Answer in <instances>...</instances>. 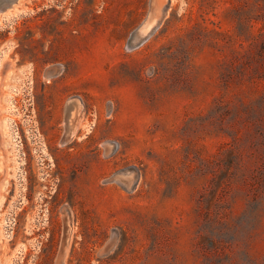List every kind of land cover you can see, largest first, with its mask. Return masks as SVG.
Masks as SVG:
<instances>
[{
    "label": "rangeland",
    "instance_id": "1",
    "mask_svg": "<svg viewBox=\"0 0 264 264\" xmlns=\"http://www.w3.org/2000/svg\"><path fill=\"white\" fill-rule=\"evenodd\" d=\"M24 2L0 264H264V0Z\"/></svg>",
    "mask_w": 264,
    "mask_h": 264
},
{
    "label": "bare ground",
    "instance_id": "2",
    "mask_svg": "<svg viewBox=\"0 0 264 264\" xmlns=\"http://www.w3.org/2000/svg\"><path fill=\"white\" fill-rule=\"evenodd\" d=\"M24 1H26L27 2V0H15V1H13V3L9 6V7H7L6 9H3V11H0V17H3V16H5L6 17V15H12V13H14V14H16V12L18 11V10H22L23 8H21L22 6H23V3H25ZM26 4V3H25ZM24 7V6H23ZM27 7V6H26ZM8 17V16H7ZM4 18V17H3ZM1 20V19H0ZM144 39V38H143ZM6 119V118H5ZM4 120V119H3ZM8 122V121H7ZM5 123H6V121H5ZM7 125H9V124H7ZM4 127H6V126H4ZM8 129V128H7ZM5 130V129H4ZM4 132H6V133H8L7 131H4ZM2 200V199H1ZM1 206V205H0ZM1 225V224H0ZM2 227V226H1Z\"/></svg>",
    "mask_w": 264,
    "mask_h": 264
},
{
    "label": "trees",
    "instance_id": "3",
    "mask_svg": "<svg viewBox=\"0 0 264 264\" xmlns=\"http://www.w3.org/2000/svg\"><path fill=\"white\" fill-rule=\"evenodd\" d=\"M258 55H259L258 58H259L260 63L264 65V37L260 43Z\"/></svg>",
    "mask_w": 264,
    "mask_h": 264
},
{
    "label": "water",
    "instance_id": "4",
    "mask_svg": "<svg viewBox=\"0 0 264 264\" xmlns=\"http://www.w3.org/2000/svg\"><path fill=\"white\" fill-rule=\"evenodd\" d=\"M15 0H0V11L9 7Z\"/></svg>",
    "mask_w": 264,
    "mask_h": 264
}]
</instances>
